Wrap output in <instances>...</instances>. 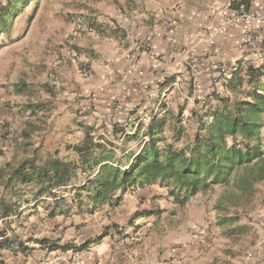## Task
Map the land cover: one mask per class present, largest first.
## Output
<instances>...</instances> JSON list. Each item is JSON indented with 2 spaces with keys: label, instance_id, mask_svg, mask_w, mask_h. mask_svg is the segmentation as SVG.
<instances>
[{
  "label": "rangeland",
  "instance_id": "374dc122",
  "mask_svg": "<svg viewBox=\"0 0 264 264\" xmlns=\"http://www.w3.org/2000/svg\"><path fill=\"white\" fill-rule=\"evenodd\" d=\"M9 1L0 0V7ZM165 1L30 0L26 3L11 32L0 36V157L7 161L13 158L16 150L12 141L23 130L38 129L35 145L41 144L43 153L59 148L61 157H68L65 151L68 142L83 136L75 127L78 122L102 124L110 131L105 123L111 126L115 118L107 110L112 107L118 110L120 102L113 98L109 88L107 77L111 72L104 73L109 68L108 61L118 53L129 51L132 30H140L148 17L147 11H159L167 5ZM133 23L137 25L135 28ZM22 82L28 93L15 89ZM186 97L183 90H173L164 98L175 115L183 108L187 135L192 137L196 128L192 110L200 107ZM47 102L52 110L36 115L26 110L29 103ZM156 105L158 102L153 101L146 110L137 111L140 109L137 108L130 123L134 127L141 122L149 123L144 118L152 119L157 113ZM102 133L112 137L111 131ZM224 192V188L217 186L180 207L169 198L166 189L155 186L150 192L152 198L149 194L138 198L130 214L127 207L116 215L101 214L90 223L93 231L100 232L110 219L128 227L116 239L97 246L92 252L96 256H91L90 262L173 264L178 249L193 246L198 254L204 253L200 255L207 264H264V181L256 186L250 203L238 208L230 203L227 210L216 208ZM27 193L26 198H33L31 191ZM152 207L162 212L159 219L153 216L136 220L133 216L136 211L141 213ZM219 214L236 218L237 222L221 227ZM46 215L44 205L34 206L22 212L20 222L0 229L41 237L51 233L65 241L80 238L75 228L79 224L77 218L73 223L49 222ZM242 226L247 230L227 232ZM83 232L92 233L89 228ZM200 245L206 250H198Z\"/></svg>",
  "mask_w": 264,
  "mask_h": 264
},
{
  "label": "trees",
  "instance_id": "16d2710c",
  "mask_svg": "<svg viewBox=\"0 0 264 264\" xmlns=\"http://www.w3.org/2000/svg\"><path fill=\"white\" fill-rule=\"evenodd\" d=\"M29 1L10 0L0 7V36L11 32L15 18ZM226 79L228 95L214 93L202 110H192L196 124L192 137L187 135L183 108L175 115L165 101L149 123L141 122L131 132L128 127L114 128V134L124 136L122 148L103 141L95 126L81 124L82 140L66 145L68 157H61L60 150L43 153L42 145H35L38 129L23 130L12 141L16 153L0 169V185L5 188L0 196V220L12 227L7 218L20 214L25 203L30 204L25 195L28 191L36 201L52 198L44 205L52 219L94 216L106 207L115 210L125 194L155 186L166 189L180 207L217 186L225 189L217 209L227 210L228 203L236 208L250 203L256 186L264 181V65L250 66ZM26 87L22 82L15 89L28 93ZM48 104L29 103L26 110L36 115L52 110ZM134 143L139 145L133 148ZM117 149L129 152L120 158ZM65 188L68 197L56 193ZM161 214L152 207L138 214L136 220L153 216L159 219ZM218 218V225L224 228L237 222L220 214ZM125 229L113 227L119 235ZM246 230L242 226L227 232ZM6 232L0 229V256L2 250L19 243ZM59 242L45 239L37 244L52 251H84L94 244L73 247Z\"/></svg>",
  "mask_w": 264,
  "mask_h": 264
},
{
  "label": "crops",
  "instance_id": "0c3cea01",
  "mask_svg": "<svg viewBox=\"0 0 264 264\" xmlns=\"http://www.w3.org/2000/svg\"><path fill=\"white\" fill-rule=\"evenodd\" d=\"M165 2L167 5L159 8V11H147L148 17L146 21L143 20L144 26L138 28L140 30L135 32L132 30L129 51L118 53L108 61L109 68L104 73L111 72V75L107 77L110 83L109 88L113 98H117L120 102L118 110L113 107L107 110L111 113V117L115 118L111 126L105 123L110 128L112 137L102 133L103 130L110 132L102 124L78 122L77 125L74 124L76 128L81 130V124L95 126L103 141L114 143L122 148L124 136L114 134V128L128 127L131 132L134 127V124L130 123L133 120L132 113L137 108H140L137 111L146 110L148 105L155 101L158 102L155 111H159L161 104L166 100L164 97L168 91L183 90L186 98L200 107L197 110H202L214 93L229 94L226 89L228 80L220 75L219 66H231L243 61L247 63V67L243 69L245 70L250 66L264 65L260 62V57H264V24L258 22V19L264 16V0H166ZM160 5L162 6V3ZM242 14H247L248 19L245 17L240 22H235V18ZM135 25L136 23H133L132 27L135 28ZM249 25L254 27V31L252 41L247 43ZM142 47L143 50L140 49ZM83 136L73 143L82 140ZM68 144L71 142L66 145ZM138 145L134 143L133 148ZM56 150L59 148L48 150V152L54 154ZM116 152L122 158L129 151L117 149ZM0 159L1 169L8 161L3 157ZM153 189L154 187L129 192L125 194L119 208L110 210L106 207L94 216L52 219L46 215L49 222L70 220L73 223L77 218L79 224L75 228H78V234L81 236L76 241H65L51 233H47L45 237L29 236L14 229L12 231L7 229V237L18 240L19 243L12 249L2 250L0 264H71L75 254L79 255L85 264H92L91 256L94 254L96 256V253H92L96 247L118 237L119 234L114 232L113 227L126 228L128 224L110 219V222L105 224L99 232L93 231L90 223L99 219L103 213L109 216L116 215L126 207L130 214L138 198L146 197L147 194L152 198L153 195L150 192ZM63 190L56 193L68 197L69 194ZM4 192L5 188L0 185V196ZM52 201L49 197H43L40 201L34 198L28 199L30 204L25 203L19 210L20 214L7 219L10 223L17 224L25 210L49 204ZM136 212L132 213L135 219L140 214ZM0 226L5 228L3 220H0ZM87 228L92 233H81ZM108 228L111 230L105 235ZM45 239L51 243L60 241L61 246L81 247L87 243L94 244L84 251H52L37 244L38 240ZM98 239H101L100 242L95 243L99 241ZM195 249L193 246L178 249L173 255L175 257L173 264H207L200 255L204 253L198 254ZM197 249L206 250L202 245Z\"/></svg>",
  "mask_w": 264,
  "mask_h": 264
},
{
  "label": "built area",
  "instance_id": "2783aa9c",
  "mask_svg": "<svg viewBox=\"0 0 264 264\" xmlns=\"http://www.w3.org/2000/svg\"><path fill=\"white\" fill-rule=\"evenodd\" d=\"M246 15L245 14L239 15L238 17L235 18V22H240L245 17L248 19V17ZM258 22L264 24V16L261 17L260 19H258ZM253 31H254V27L249 25L247 27V43H250L252 41ZM260 62H261V64H264V57L263 56L260 57ZM246 67H247V63L242 61V62L234 63L231 66L222 65V66H219L218 69H219L220 75L227 78V77L231 76L233 73L241 71ZM144 120L147 122L148 121L150 122L152 119L145 117ZM126 168H128V166ZM71 264H85V262L79 257V255L75 254L74 259L72 260Z\"/></svg>",
  "mask_w": 264,
  "mask_h": 264
}]
</instances>
